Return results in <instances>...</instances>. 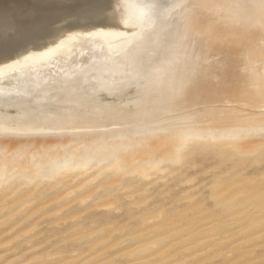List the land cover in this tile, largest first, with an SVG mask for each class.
Returning <instances> with one entry per match:
<instances>
[{"label":"rangeland","instance_id":"rangeland-1","mask_svg":"<svg viewBox=\"0 0 264 264\" xmlns=\"http://www.w3.org/2000/svg\"><path fill=\"white\" fill-rule=\"evenodd\" d=\"M81 3L86 7L85 0H0V38H7V44L12 46L34 26L42 30L46 26L44 22L52 21L53 14L56 17V10L58 15L78 7L82 10ZM154 30L151 28L146 34ZM83 31L86 30H80ZM62 34L61 38H53L56 43L69 33ZM185 39H179V43ZM116 40H111L109 48L125 43L126 39ZM3 44L7 45L5 41ZM51 44L41 50H47ZM261 45L255 53L264 52ZM216 50L209 52L212 56L207 54L209 58L205 56L208 62L202 61L208 63V66L203 64L202 72L208 71L205 73L210 78L216 73L217 61L221 64L216 57L220 50ZM35 52L27 51L1 62L5 63V67L0 65L1 70H10L11 65L20 67L24 61H28L24 64L32 62ZM151 52L149 55L154 54ZM263 58L258 61L263 63ZM210 60L214 62L212 65ZM246 74L249 78L251 73ZM238 78L244 80L242 76ZM132 86L128 89L116 86L119 90L107 93V99L117 101L126 92V98L129 93L131 96L135 93V99H140L143 88ZM231 102L206 110L237 111L238 119H229L228 124L224 115L213 122L199 119L190 122L188 116L193 118L195 112H189L183 120L173 113L170 119L165 118L167 125L165 122L157 125L163 131L166 128L165 134L161 131L143 139L98 146L95 150L81 144L80 149L77 146L62 152L57 145L91 140L89 134L94 132H99L94 135L115 133L136 124L85 130L82 124L87 120L86 114V120H79L83 133L79 129L81 132L73 130L74 134L50 132V127H46L49 132L44 134L42 131L0 132L3 135L0 137V264H264V117L259 119L264 116V109L257 111ZM203 111L199 114L206 112ZM172 117H179L178 121L182 122L177 123L183 126H175ZM243 118L247 122H241ZM149 124L150 127L146 126L153 128V123ZM24 134H30L27 141H36H25ZM19 153L22 156L18 158ZM47 153L50 155L44 160L42 156Z\"/></svg>","mask_w":264,"mask_h":264},{"label":"bare ground","instance_id":"bare-ground-1","mask_svg":"<svg viewBox=\"0 0 264 264\" xmlns=\"http://www.w3.org/2000/svg\"><path fill=\"white\" fill-rule=\"evenodd\" d=\"M85 1L87 3V5L85 4L86 7L83 6L85 2L81 3L82 5L80 4V7H83H81L82 10H79L80 8L78 7V10L62 12L63 15H61V12L58 15L56 10V17L53 14L52 17L54 19H50L52 21H48V23L46 20L48 26L44 22L46 26L43 25L42 31H44V36H52L51 40L61 35L59 32L62 28L63 33L69 34L63 41L58 40L59 43H56V39H53L51 47L47 50L44 48L46 51H42L41 48L39 49L41 52L38 50L39 53L34 51L35 56L39 60L35 61L37 58L32 55L34 60L26 64L24 63L28 61H24L23 64L21 63L22 65L20 64V67L12 65L10 67L8 65L10 62H7L6 67H10V70L7 68V70L3 68L1 70V67H5V63L0 64V132L38 131L39 133V131H42L44 134L50 127V132L72 131L73 133V130H82V125L85 130H92L96 129L94 127L107 128L109 126L115 127L116 125L136 124L133 125L135 128H132V126L128 130L127 128L126 130L122 129L123 131L120 128V131L115 133L108 132L106 134L107 132H103L104 135H97L99 132H94L97 134H89L92 138L88 137L91 140L85 138L87 141L81 139L79 136L82 137V135L77 132L79 136H76L81 140L68 142L69 144L63 143L62 145H57L60 143L56 141L58 142L56 145L60 146L63 152V150H73L77 146L80 149L79 145L81 144H84L83 146L87 148L94 149L98 146L115 145L134 139H143L161 131L165 134L167 132L165 131L166 128L163 131L157 125H162L161 122L167 121L168 117L173 113H178L183 120V117L186 118L185 116H188L189 112L191 114L195 112L196 114L193 118L190 115L188 116L190 118L187 120L190 119V122L193 119L194 121L197 119L212 121L224 115L223 117L228 119V124V121L230 122L229 119L234 118L235 120L237 118V111H206L210 110L208 107H220L222 103L232 101L242 107H250L256 110L264 109V62L260 63L258 61L264 57V52L260 49L262 52L255 53L256 48L258 49L257 46L264 42V0ZM63 10L65 11L64 8ZM191 17L193 19L190 22L189 19ZM61 23L63 24L61 25ZM37 26L40 28L39 25ZM151 28L155 29L152 34H146ZM81 29L86 31L81 33ZM8 37L11 38L12 36ZM116 38H119V40L122 38L126 39L125 43L119 44L113 49L109 48V43L113 40L117 41ZM183 38H186V41L180 44L179 39L183 40ZM14 42L10 43L14 44ZM215 49L220 50H216L218 52L216 57L221 64H218L217 61V66H214L216 69L214 73H216H210L211 75L214 74L212 77L216 78L220 74L221 68L225 67L226 64L230 65V72L235 67L234 70L240 68L245 72L254 74H250L248 78L247 74L246 76L244 75L245 72L240 69L236 70L240 76L244 77V80L237 78V87L239 90L242 87L247 88L238 93L242 94L241 97L224 96L212 99L213 97L208 96L212 100L201 101L192 96L193 87H198L208 78L211 79L206 74L208 71L205 70L206 73L205 71L202 72L204 64H202V61H207V58H209L207 54ZM151 50L154 54L149 55L148 52H151ZM221 50H224V52ZM34 52L31 53L30 51L31 54H34ZM213 55L215 56V54ZM32 56L31 58L29 57L30 60L33 59ZM210 63L212 65L214 62L210 60L209 65ZM246 78L249 79L248 82H244ZM132 85L139 89L143 88L144 92H141L140 95L142 97L140 99H135L134 92L132 96L129 93L127 98L125 95L128 92H126L127 94H124L126 99L124 96L117 101H110L112 98L110 100L107 99L106 94L110 93V91L128 89L133 87ZM116 86L120 88L117 89ZM204 109L206 112L200 115L199 113ZM86 114L88 115L87 120L85 119ZM61 117L63 118L61 119ZM166 117L167 119L165 120ZM261 117L263 118L264 116H260L259 119ZM246 118L241 119L244 120L241 122H247ZM254 118H258V116L252 119ZM81 119L82 121L86 120L85 124L81 125V121H79ZM173 119L176 123L174 124L175 126L179 124L177 122H182L181 119V121H178L179 117ZM224 120L222 121L224 122ZM252 121H258V119ZM149 123L154 124H152L153 128H149L151 126ZM165 123L167 125V122ZM179 125L180 127L183 126ZM38 133L37 135H39ZM81 133H83V130ZM1 135L2 133L0 137ZM24 136L22 137L24 138ZM28 136L26 140L24 139L25 141L30 138ZM46 137L45 139H47ZM54 137L56 138V135ZM58 138L61 137L58 136ZM33 140L29 141L32 142ZM50 148L54 149L55 147ZM45 149L47 148L45 147ZM59 149L57 152H59ZM107 149L109 148L105 150L107 151ZM86 151L88 152L89 150ZM21 154L23 153L21 152ZM21 154H17V157L18 155L22 156ZM42 155L40 154V156ZM44 155L42 158L46 160L50 154ZM30 157H33V155ZM53 157L56 159L55 156ZM48 162L47 160L46 163Z\"/></svg>","mask_w":264,"mask_h":264},{"label":"water","instance_id":"water-1","mask_svg":"<svg viewBox=\"0 0 264 264\" xmlns=\"http://www.w3.org/2000/svg\"><path fill=\"white\" fill-rule=\"evenodd\" d=\"M63 23H61L62 25ZM48 26V25H47ZM54 26V25H53ZM59 26V25H58ZM35 29V28H34ZM31 28L29 31H25L21 35L23 36L21 39H18L17 42L12 44V46H9L6 42V46L2 43L0 46V63L4 61H8L10 59H14L16 57H19L21 54L27 52V51H33L37 50L40 48H43L47 46L50 41L49 39L52 37H42L44 35V31L40 29H35ZM8 33V32H4ZM3 33V34H4ZM58 33V32H57ZM63 33V28L59 32ZM10 34V33H8ZM59 36V35H58ZM4 37L0 38V41L3 42ZM6 41V40H4ZM222 57V56H221ZM230 65L226 64L225 67L221 68L220 76L217 75V77H212L211 79L204 80L205 82L198 87H193L192 89V96L196 99H199L201 101H206V100H212L215 98H221V97H230L235 98L237 96H240L242 94H238L240 91H243L244 88L242 87L240 90L237 87V78L240 76L234 68L230 72ZM219 76V77H218ZM249 90V89H248ZM208 96L213 97L208 98Z\"/></svg>","mask_w":264,"mask_h":264}]
</instances>
